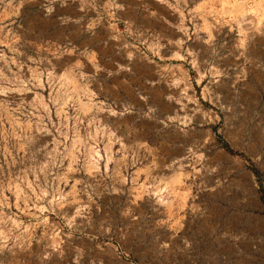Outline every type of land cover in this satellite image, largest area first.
<instances>
[{"label":"rangeland","instance_id":"obj_1","mask_svg":"<svg viewBox=\"0 0 264 264\" xmlns=\"http://www.w3.org/2000/svg\"><path fill=\"white\" fill-rule=\"evenodd\" d=\"M260 182L264 0H0V264H264Z\"/></svg>","mask_w":264,"mask_h":264},{"label":"trees","instance_id":"obj_2","mask_svg":"<svg viewBox=\"0 0 264 264\" xmlns=\"http://www.w3.org/2000/svg\"><path fill=\"white\" fill-rule=\"evenodd\" d=\"M222 145L227 151H229V152H231L233 154H238L237 152L233 151L226 142H222ZM249 167L252 169L254 174L259 178V175H260L259 171L252 165L249 166ZM259 193H260V197H261V199H262V201L264 203V186H263V184L261 182H260Z\"/></svg>","mask_w":264,"mask_h":264},{"label":"crops","instance_id":"obj_3","mask_svg":"<svg viewBox=\"0 0 264 264\" xmlns=\"http://www.w3.org/2000/svg\"><path fill=\"white\" fill-rule=\"evenodd\" d=\"M170 42V41H169Z\"/></svg>","mask_w":264,"mask_h":264}]
</instances>
